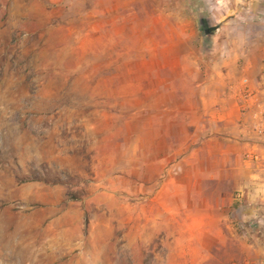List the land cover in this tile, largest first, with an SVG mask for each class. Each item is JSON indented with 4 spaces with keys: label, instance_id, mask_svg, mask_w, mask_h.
Listing matches in <instances>:
<instances>
[{
    "label": "rangeland",
    "instance_id": "obj_1",
    "mask_svg": "<svg viewBox=\"0 0 264 264\" xmlns=\"http://www.w3.org/2000/svg\"><path fill=\"white\" fill-rule=\"evenodd\" d=\"M244 51L264 0H0V264H262L243 201L212 235L206 201L243 195L198 187L183 91Z\"/></svg>",
    "mask_w": 264,
    "mask_h": 264
},
{
    "label": "crops",
    "instance_id": "obj_2",
    "mask_svg": "<svg viewBox=\"0 0 264 264\" xmlns=\"http://www.w3.org/2000/svg\"><path fill=\"white\" fill-rule=\"evenodd\" d=\"M218 64L220 69L213 71L211 68ZM211 68L202 70L198 81L183 89L199 94L197 104L191 108L198 120L186 121L190 127L195 126L190 133L191 141L202 142L191 156L211 162L207 170L203 168L206 175L200 177L198 187L203 179L233 174L235 188L242 191L243 197L216 195L214 202L206 201L203 213L222 225L212 235L224 236L223 225L231 226L230 212L243 201L247 207L244 221L253 219L259 224L257 231L264 235V54L244 51L234 56L223 55ZM247 134L257 138L250 141ZM247 152L255 153L257 161L247 159ZM246 172L250 176L244 182L241 175ZM258 252L264 253V245Z\"/></svg>",
    "mask_w": 264,
    "mask_h": 264
},
{
    "label": "bare ground",
    "instance_id": "obj_3",
    "mask_svg": "<svg viewBox=\"0 0 264 264\" xmlns=\"http://www.w3.org/2000/svg\"><path fill=\"white\" fill-rule=\"evenodd\" d=\"M1 226V225H0ZM1 231V230H0ZM1 235V234H0ZM7 238L9 239L7 242H4V243H2L1 241H0V247H4L5 245L7 246V247H11V248H15V247H17V246H19V241H17V236H15V235H13V234H9L8 233V235H7ZM31 244V243H30ZM10 248V249H11Z\"/></svg>",
    "mask_w": 264,
    "mask_h": 264
},
{
    "label": "built area",
    "instance_id": "obj_4",
    "mask_svg": "<svg viewBox=\"0 0 264 264\" xmlns=\"http://www.w3.org/2000/svg\"><path fill=\"white\" fill-rule=\"evenodd\" d=\"M240 195H241V194L239 193V194H238V197H240Z\"/></svg>",
    "mask_w": 264,
    "mask_h": 264
}]
</instances>
